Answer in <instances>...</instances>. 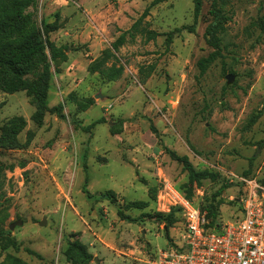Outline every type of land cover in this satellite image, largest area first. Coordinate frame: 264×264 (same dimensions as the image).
Instances as JSON below:
<instances>
[{"label":"rangeland","instance_id":"374dc122","mask_svg":"<svg viewBox=\"0 0 264 264\" xmlns=\"http://www.w3.org/2000/svg\"><path fill=\"white\" fill-rule=\"evenodd\" d=\"M152 1L39 0L27 10L39 27L58 26L44 36L45 52L62 48L67 59L52 64L47 103L64 117L47 113L39 125L25 91L0 89V125L26 121L21 147L0 148V264H75L66 254L74 242L92 254L88 264H152L185 229L183 200L205 216L213 207L225 224L240 216L248 181L264 186V0H204L196 22L193 0H168L145 20L155 40L137 35L114 51ZM213 2L228 22L222 58L201 74L198 61L213 51L205 40ZM106 50L115 54L106 65L124 68L116 81L89 70ZM85 98L94 104L80 111ZM172 153L211 174L191 197ZM109 191L114 201L102 197ZM136 201L146 206L127 207Z\"/></svg>","mask_w":264,"mask_h":264},{"label":"trees","instance_id":"16d2710c","mask_svg":"<svg viewBox=\"0 0 264 264\" xmlns=\"http://www.w3.org/2000/svg\"><path fill=\"white\" fill-rule=\"evenodd\" d=\"M167 1L168 0H153L131 28L122 31L113 42V50L118 52L129 40L133 41L137 35L145 37L147 41L155 40L160 34L155 30L147 29L145 27V20L150 16V11L153 7ZM203 1L204 0H193L195 22L201 15ZM38 2L39 0H0V89L10 94L25 91L36 107L33 120L41 125L47 113L57 114L61 118L64 117L62 114L63 106L58 105L50 108L47 100L52 77V64H57L58 60H66L67 54L64 49L55 48L51 45V57L50 59L48 58L45 52L47 42L44 36L56 31L58 26L47 24L44 28H41L34 22L32 14L28 13L27 10L32 6L36 7ZM210 15L212 21L206 28L205 40L208 45L213 48V51L207 57L201 58L198 61L201 74H205L212 63L222 58L223 50L220 34L225 31V26L228 22L226 14L216 6L215 2L212 4ZM183 29H189L193 32L194 26L184 27ZM181 30L182 29H175L165 34L167 46L173 43L174 35L181 32ZM113 57H115V54L111 50H106L90 65V72L99 73L109 81L118 80L123 75L124 68L115 65L108 67L106 65ZM93 104V98H85L78 101L80 111L88 110ZM100 122L101 121L95 122L83 129L85 132H90L91 129ZM25 126L26 121L21 117H14L5 125H0V130L2 132L0 148L6 145L11 146V148L21 147L16 136ZM171 155L174 159L183 164L184 169L189 174V183L191 186L188 196L191 197L193 194V185L197 184V186H200L202 180L211 177V174L207 171H196L187 156H178L175 153ZM19 166L24 168L26 162L21 161ZM13 168V165L10 166V169ZM1 187L2 183L0 182V190ZM85 192H87L86 189ZM89 197H92V195L89 194ZM102 197L114 201L116 195L114 192L109 191L104 193ZM145 206L146 203L138 201L127 204L128 208H143ZM119 214L127 221H135V219L125 215L122 210L119 211ZM216 214V211L211 207L206 216L208 221L207 228L215 230L220 228L221 223L217 222ZM167 220L169 224L175 222L173 212L167 216ZM5 234L6 231H0V237L3 238ZM30 253L33 252L30 251ZM66 254L75 264H88L93 259L92 254L88 252L87 248L78 242L72 243ZM3 264L8 263L4 262Z\"/></svg>","mask_w":264,"mask_h":264},{"label":"built area","instance_id":"2783aa9c","mask_svg":"<svg viewBox=\"0 0 264 264\" xmlns=\"http://www.w3.org/2000/svg\"><path fill=\"white\" fill-rule=\"evenodd\" d=\"M186 223L178 242L160 250L152 264H264V186L247 182L240 216L207 228L206 216L188 200Z\"/></svg>","mask_w":264,"mask_h":264},{"label":"water","instance_id":"95a60500","mask_svg":"<svg viewBox=\"0 0 264 264\" xmlns=\"http://www.w3.org/2000/svg\"><path fill=\"white\" fill-rule=\"evenodd\" d=\"M229 80H231V79H229ZM22 223H23L22 220H19V221H17V222H14V223L10 226V230H13L16 226L21 225ZM40 224H41V225H44L45 222H41Z\"/></svg>","mask_w":264,"mask_h":264}]
</instances>
